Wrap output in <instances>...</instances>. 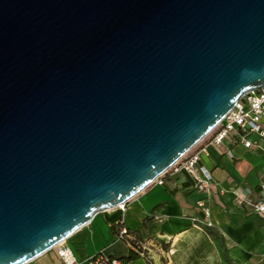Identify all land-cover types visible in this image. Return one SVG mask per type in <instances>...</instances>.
Masks as SVG:
<instances>
[{
  "label": "water",
  "instance_id": "obj_1",
  "mask_svg": "<svg viewBox=\"0 0 264 264\" xmlns=\"http://www.w3.org/2000/svg\"><path fill=\"white\" fill-rule=\"evenodd\" d=\"M264 89V0H0V264L126 206Z\"/></svg>",
  "mask_w": 264,
  "mask_h": 264
},
{
  "label": "crops",
  "instance_id": "obj_2",
  "mask_svg": "<svg viewBox=\"0 0 264 264\" xmlns=\"http://www.w3.org/2000/svg\"><path fill=\"white\" fill-rule=\"evenodd\" d=\"M240 135L236 130L222 147L210 138L201 145L200 167L213 176L207 190L186 171H171L124 210L97 215L65 243L78 264L102 250L126 264H264V215L255 210L264 202V138L251 135L255 146L247 149ZM123 228L148 257L130 261L133 246L117 239ZM30 264L64 263L55 249Z\"/></svg>",
  "mask_w": 264,
  "mask_h": 264
},
{
  "label": "built area",
  "instance_id": "obj_3",
  "mask_svg": "<svg viewBox=\"0 0 264 264\" xmlns=\"http://www.w3.org/2000/svg\"><path fill=\"white\" fill-rule=\"evenodd\" d=\"M264 121V89L247 94L234 108V110L226 117V119L217 127L201 144H199L194 150H192L187 156H185L176 166H174L169 172L180 173L186 171L190 174L196 182L197 189L204 191L207 190L213 181L212 174L205 168L200 167L201 156L206 152L205 148H201V145L210 138V142L217 147H222L225 141L236 130L241 131L240 141L247 149H251L255 146L249 140L251 135H259L264 138L263 130ZM231 156V154H229ZM168 172V173H169ZM155 183L163 184L161 178ZM264 193V189H263ZM264 198V195H263ZM125 206H121L120 209L124 210ZM257 213L264 215V202L255 206ZM211 223L208 227H212ZM134 237L131 233L123 228L118 236V241H127L131 243L130 239ZM67 242V241H66ZM62 243L55 249L58 250V256L64 264H78L74 252L66 247L65 243ZM135 253L140 257H148L149 250L139 243L132 244ZM54 249V250H55ZM89 264H126L119 259L109 256L105 250L100 251L97 255L92 257Z\"/></svg>",
  "mask_w": 264,
  "mask_h": 264
},
{
  "label": "trees",
  "instance_id": "obj_4",
  "mask_svg": "<svg viewBox=\"0 0 264 264\" xmlns=\"http://www.w3.org/2000/svg\"><path fill=\"white\" fill-rule=\"evenodd\" d=\"M137 253H135V254H133L129 259H130V261H134V260H136L137 259ZM120 260V259H119ZM122 262H124L125 263V261L124 260H121Z\"/></svg>",
  "mask_w": 264,
  "mask_h": 264
},
{
  "label": "bare ground",
  "instance_id": "obj_5",
  "mask_svg": "<svg viewBox=\"0 0 264 264\" xmlns=\"http://www.w3.org/2000/svg\"><path fill=\"white\" fill-rule=\"evenodd\" d=\"M123 207V206H122ZM108 212V211H107ZM181 237V236H180Z\"/></svg>",
  "mask_w": 264,
  "mask_h": 264
}]
</instances>
